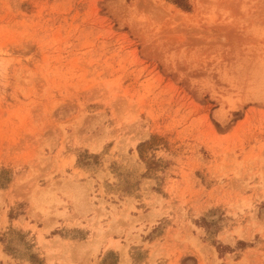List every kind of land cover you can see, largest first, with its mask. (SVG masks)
I'll return each instance as SVG.
<instances>
[{
	"label": "rangeland",
	"instance_id": "rangeland-1",
	"mask_svg": "<svg viewBox=\"0 0 264 264\" xmlns=\"http://www.w3.org/2000/svg\"><path fill=\"white\" fill-rule=\"evenodd\" d=\"M0 187L3 264H264V0H0Z\"/></svg>",
	"mask_w": 264,
	"mask_h": 264
},
{
	"label": "crops",
	"instance_id": "crops-1",
	"mask_svg": "<svg viewBox=\"0 0 264 264\" xmlns=\"http://www.w3.org/2000/svg\"><path fill=\"white\" fill-rule=\"evenodd\" d=\"M5 189L7 188H3V187H0V193H3L5 194ZM4 202L9 205V199L8 198H4ZM11 205V204H10ZM28 208V207H27ZM10 210V209H9ZM71 210L72 208L70 207L68 212L69 214H71ZM1 211H4V207H2ZM11 212L8 211L5 213V215H2L0 214V231H2L3 229H15V230H18V231H24V232H27L28 234H31L32 233V227L36 226L38 229H41L43 228V224H41L40 222H38L36 219L34 218H31L25 211L22 212V213H15L14 217H11ZM81 217L78 218V220H80ZM75 220V218L72 220V222ZM82 223L84 224V222L82 221ZM57 226H55L50 234L52 232H55V231H61V234H58V235H65V230L66 231H71V230H68L67 228H64V226H68L65 224V220L63 218H59L57 219ZM28 228V229H26ZM78 232L80 233L79 234V237H83V235H88V231L87 229H80V228H77ZM32 235V234H31ZM61 237V236H60ZM2 254H5L8 258H11L10 253H13V251L7 249V247H3L2 248V251H0ZM8 264H11L9 261H7ZM0 264H3L2 261H0ZM16 264H19V262H16Z\"/></svg>",
	"mask_w": 264,
	"mask_h": 264
}]
</instances>
